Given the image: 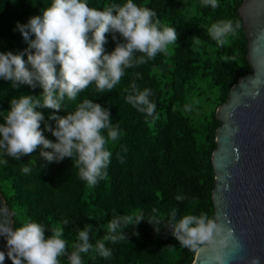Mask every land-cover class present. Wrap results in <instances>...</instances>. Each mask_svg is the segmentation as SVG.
<instances>
[{
  "label": "clouds",
  "instance_id": "clouds-1",
  "mask_svg": "<svg viewBox=\"0 0 264 264\" xmlns=\"http://www.w3.org/2000/svg\"><path fill=\"white\" fill-rule=\"evenodd\" d=\"M201 5L219 7L218 0H201ZM239 27L238 21L234 26L231 20H219L207 27V33L223 47L227 37L234 35ZM14 30L28 43L27 61L24 53L0 52V79L10 81L13 89L27 85L32 89L40 87L43 92L39 97L21 95L11 99L10 110L0 123V163L6 164V157L19 161L40 148V156L48 163L71 158L79 178L95 185L106 178L111 162L112 153L106 145L120 136L118 125L112 123L110 110L85 99L66 116L55 113L62 109L65 98L76 100L89 85L95 84L97 92H111L121 81L125 69L144 64L158 53L167 54L169 46L178 39L176 29L162 25L155 11L138 6L133 0L107 6L104 10L89 7L86 0H52L42 16L30 17L26 24L17 22ZM108 33H112L116 41L111 53H106L104 47ZM136 53L142 55L137 58ZM131 87L132 94L126 101L137 111L153 116L156 105L149 99L151 90L141 91L135 83ZM44 108L55 110L49 117L56 122L55 128L45 124L56 138L55 142L47 139L41 129L45 117L38 109ZM22 171L28 173L30 168L24 166ZM184 199V196H176L178 201ZM0 214L5 218L0 222V236L7 241V257L12 264H60L61 257H66L69 264H83L81 254L90 252L107 259L112 252L105 242L129 239L125 229L135 228L145 220L140 211L115 215L107 224V235L97 240L95 246L90 242L92 225L77 228V241L69 250L62 239V226L52 227V234L46 237L43 225L26 222L13 228L7 220L8 209L0 208ZM146 220L159 232L162 221L155 214ZM63 224L67 225L68 221L64 220ZM164 228L181 246L193 252L199 253L205 247L211 249L216 253L217 264H225L221 253L235 236L233 228L225 227L206 213L188 214L177 220L173 210ZM133 234L139 235L138 232ZM5 258V252L0 251V264H4ZM251 264H260L259 257H254Z\"/></svg>",
  "mask_w": 264,
  "mask_h": 264
},
{
  "label": "trees",
  "instance_id": "trees-1",
  "mask_svg": "<svg viewBox=\"0 0 264 264\" xmlns=\"http://www.w3.org/2000/svg\"><path fill=\"white\" fill-rule=\"evenodd\" d=\"M86 2L91 8L104 10L107 6L122 5L126 0ZM133 2L155 11L162 25L173 27V0ZM51 3L52 0H0V52L24 53L27 61L28 43L14 30L16 24H26L30 17L42 16ZM31 38L34 39V35ZM106 39L105 52L111 53L116 41L112 33L106 34ZM140 55L135 54L137 58ZM133 83L141 91L151 90L149 99L156 105L153 116H146L126 101L132 94ZM42 92L40 87L32 89L27 85L13 89L10 81L0 79V123L10 110L12 98L39 97ZM85 99L108 108L113 125H118L120 130L118 140L106 145L112 153L106 178L90 185L79 178L71 158L48 163L40 156V148L19 161L6 157L8 162L0 163V190L13 212L15 227L37 222L45 227L47 237L52 234V227L62 226V239L71 250L77 241V228L91 224L90 242L95 246L97 240L107 235V224L115 215L140 211L145 220L135 228L125 229L129 239L105 242L112 252L110 258L93 252L82 253L83 264H173V236L164 228L173 212V44L167 54L158 53L144 64L125 69L121 81L111 92H97L95 84H91L76 100L65 98L62 109L55 114L66 116ZM38 111L45 117L41 123L45 137L55 142L56 138L45 128L46 123L55 128L56 122L49 119L55 110ZM24 166L29 167L30 172L24 173ZM154 214L162 221L159 232L146 220ZM64 220L68 221L67 225L63 224ZM60 264L69 262L61 257Z\"/></svg>",
  "mask_w": 264,
  "mask_h": 264
},
{
  "label": "water",
  "instance_id": "water-1",
  "mask_svg": "<svg viewBox=\"0 0 264 264\" xmlns=\"http://www.w3.org/2000/svg\"><path fill=\"white\" fill-rule=\"evenodd\" d=\"M0 208H7L8 211H9V215L7 217V220L10 224L11 227L15 228V225H14V215H11L10 213L13 214L4 194L1 192L0 190ZM4 216L2 214H0V222H2L4 220ZM0 251H4L5 252V261H4V264H10L11 262V259H9L7 257V251H8V248H7V241L4 237L0 236Z\"/></svg>",
  "mask_w": 264,
  "mask_h": 264
}]
</instances>
